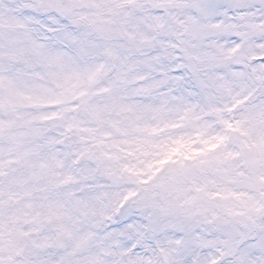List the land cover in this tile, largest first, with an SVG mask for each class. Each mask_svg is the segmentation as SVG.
Wrapping results in <instances>:
<instances>
[{
	"label": "snow or ice",
	"instance_id": "snow-or-ice-1",
	"mask_svg": "<svg viewBox=\"0 0 264 264\" xmlns=\"http://www.w3.org/2000/svg\"><path fill=\"white\" fill-rule=\"evenodd\" d=\"M0 264H264V0H0Z\"/></svg>",
	"mask_w": 264,
	"mask_h": 264
}]
</instances>
